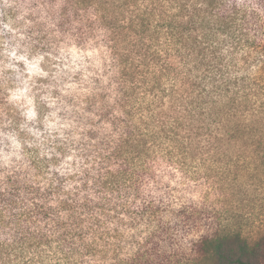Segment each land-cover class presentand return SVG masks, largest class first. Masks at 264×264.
<instances>
[{
	"label": "trees",
	"instance_id": "trees-1",
	"mask_svg": "<svg viewBox=\"0 0 264 264\" xmlns=\"http://www.w3.org/2000/svg\"><path fill=\"white\" fill-rule=\"evenodd\" d=\"M66 2L75 13H93L106 34L115 70L113 104L99 108L100 119L114 130L98 144L96 157L102 166L92 186L102 202L90 205L85 199L77 208L59 198L52 206L51 193L13 176L0 178V232L15 229L11 244L0 242V264H83L79 253H95L98 235L108 231L95 229L87 242L81 229L73 234L71 226H80L86 213L91 225L100 226L99 216L109 214L108 196L122 189L127 191L122 205L126 215L134 212L140 194L136 178L149 169L148 157L161 156L188 172L197 155L211 150L215 117L221 142L233 139L244 150L254 143V126L260 121L255 108L260 103L257 90L264 87V0ZM109 110H118L120 116H110ZM52 160L56 156L36 154L30 163L41 171ZM116 206L108 210L114 212ZM143 207L141 211L148 208ZM178 215L173 209L163 214L167 222L160 220L129 257L110 264H163L162 254L172 258L174 252L156 247L169 237L163 242H171L175 251L172 242L181 240L187 226L174 222ZM190 242L188 253L194 257L186 256L185 264L192 259L194 264H264V231L248 239L232 225L217 224Z\"/></svg>",
	"mask_w": 264,
	"mask_h": 264
},
{
	"label": "rangeland",
	"instance_id": "rangeland-1",
	"mask_svg": "<svg viewBox=\"0 0 264 264\" xmlns=\"http://www.w3.org/2000/svg\"><path fill=\"white\" fill-rule=\"evenodd\" d=\"M69 7L66 0H0V33L7 42V51L0 45V157L10 152L21 156L17 160L13 155L8 166L0 158V178L13 176L20 183L35 185L39 192L51 193L52 206L63 198L80 208L78 204L85 199L90 205L102 202L92 186L102 166L96 156L98 144L110 139L114 130L100 119L99 108L113 104L116 87L106 34L90 10L75 13ZM9 20L17 33L4 28ZM13 48L18 55L26 53L30 61L43 54L44 60L38 63L42 72L29 75L23 61L9 57ZM9 89L20 99L10 98ZM257 91L260 103L255 109L260 111V121L254 126V143L247 149L233 139L221 142L215 117L211 150L197 155L188 172L161 156L148 157L149 169L136 178L140 194L132 205L134 212L126 215L122 205L127 191L122 189L108 196L109 214L99 216L100 226L91 225L88 213L80 226H71L73 234L80 228L87 242L95 229L108 231L98 235L95 253H79L83 264H110L129 257L160 220L167 222L163 214L169 215L172 209L179 212L174 222L187 226L181 240L172 242L175 251L171 242H163L169 237L157 245L174 252L169 260L162 254L163 264H185L186 256L194 257L188 253L190 241L217 224L232 225L248 239L264 231V87ZM102 96L105 104L98 101ZM29 107L36 112L32 119L25 115ZM108 114L120 116L118 110ZM41 152L49 155L41 156ZM36 154L57 160L38 171L30 163ZM114 204V212L108 210ZM146 205L147 210L141 211ZM153 209L157 212L151 218ZM192 213L194 218L189 219ZM54 249L55 245L48 252L53 254Z\"/></svg>",
	"mask_w": 264,
	"mask_h": 264
},
{
	"label": "clouds",
	"instance_id": "clouds-1",
	"mask_svg": "<svg viewBox=\"0 0 264 264\" xmlns=\"http://www.w3.org/2000/svg\"><path fill=\"white\" fill-rule=\"evenodd\" d=\"M24 15H26V13L22 14L20 18L23 19ZM4 28L6 30L10 31V32L17 33L16 28L12 27V21L11 20H9L8 23L4 24ZM6 44H7V42L4 40V38L2 36V33H0V45H4L5 46V51H7ZM61 51H64V48H61ZM8 55H9V57L15 59L16 61H23L25 66H26V70L29 72V75L33 74L34 72H42V69L38 68V63H39V61H43L44 60V55L43 54L39 55L37 60L30 61L28 59V56H27L26 53L18 55L16 49L13 48L11 50V52L8 53ZM87 55L91 56L92 53L89 52V53H87ZM9 93H10V98L16 99V100L20 99V95L19 94L12 95V93H13L12 89H9ZM25 115L27 116L28 119H32V118L35 117L36 112H35V110L32 107H29L27 109ZM14 144H15L16 148L20 147V145L18 143H16L15 141H14ZM13 155L16 156L17 160L21 159V156L17 152H10L7 155H4V156L0 157V158L3 159V163H4L5 166H8V165H10L12 163L11 157ZM40 155L41 156H45V155H49V154L41 152ZM9 227H11V225H9ZM14 231H15V229L12 228V231H8L7 229H5L3 232H0V242H6L8 244H11L13 242V234L12 233Z\"/></svg>",
	"mask_w": 264,
	"mask_h": 264
}]
</instances>
